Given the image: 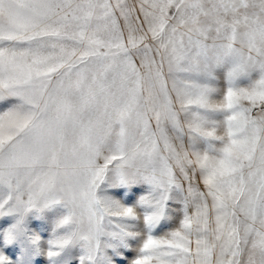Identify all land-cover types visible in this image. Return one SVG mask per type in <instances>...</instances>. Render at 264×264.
<instances>
[{"label": "snow or ice", "instance_id": "6c2138e0", "mask_svg": "<svg viewBox=\"0 0 264 264\" xmlns=\"http://www.w3.org/2000/svg\"><path fill=\"white\" fill-rule=\"evenodd\" d=\"M0 264H264V0H0Z\"/></svg>", "mask_w": 264, "mask_h": 264}, {"label": "rangeland", "instance_id": "374dc122", "mask_svg": "<svg viewBox=\"0 0 264 264\" xmlns=\"http://www.w3.org/2000/svg\"><path fill=\"white\" fill-rule=\"evenodd\" d=\"M37 259L43 261V258H37Z\"/></svg>", "mask_w": 264, "mask_h": 264}]
</instances>
